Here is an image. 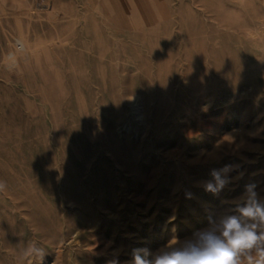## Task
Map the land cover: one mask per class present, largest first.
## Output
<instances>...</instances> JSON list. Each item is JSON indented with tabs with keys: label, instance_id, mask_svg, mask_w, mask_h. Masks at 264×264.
Listing matches in <instances>:
<instances>
[{
	"label": "rangeland",
	"instance_id": "374dc122",
	"mask_svg": "<svg viewBox=\"0 0 264 264\" xmlns=\"http://www.w3.org/2000/svg\"><path fill=\"white\" fill-rule=\"evenodd\" d=\"M0 181V264H131L264 195V0H0Z\"/></svg>",
	"mask_w": 264,
	"mask_h": 264
},
{
	"label": "clouds",
	"instance_id": "9594fccd",
	"mask_svg": "<svg viewBox=\"0 0 264 264\" xmlns=\"http://www.w3.org/2000/svg\"><path fill=\"white\" fill-rule=\"evenodd\" d=\"M238 169L235 164L214 168L210 179L201 181L200 186L218 195L233 183L231 174ZM4 187L0 181V190ZM25 251L40 258L44 253L35 241H29ZM131 257V264H264V195L255 184H246L240 196L209 212L207 223L190 236L156 249L133 248Z\"/></svg>",
	"mask_w": 264,
	"mask_h": 264
}]
</instances>
